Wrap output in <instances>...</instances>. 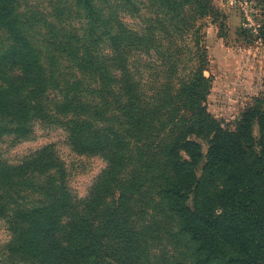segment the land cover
<instances>
[{
	"label": "trees",
	"instance_id": "1",
	"mask_svg": "<svg viewBox=\"0 0 264 264\" xmlns=\"http://www.w3.org/2000/svg\"><path fill=\"white\" fill-rule=\"evenodd\" d=\"M92 1L76 0L90 30L100 17ZM7 10L0 4L9 42L0 51V139L61 120L74 152L106 162L78 198L43 151L19 165L0 159V213H10L14 240L8 264H264V99L224 128L203 106L210 82L202 68L148 95L125 69H106L90 42L63 34L48 43L75 64L67 82L65 71L47 72ZM59 79L54 104L47 93Z\"/></svg>",
	"mask_w": 264,
	"mask_h": 264
},
{
	"label": "rangeland",
	"instance_id": "2",
	"mask_svg": "<svg viewBox=\"0 0 264 264\" xmlns=\"http://www.w3.org/2000/svg\"><path fill=\"white\" fill-rule=\"evenodd\" d=\"M238 1L230 8L225 0H93L100 17L92 30L76 0H0V4L8 8L5 19L23 25L25 37L39 52L47 72L56 76L65 71L67 82L77 75L75 64L66 54L53 52L48 43L65 41L63 34L90 42L95 53L104 58L106 69L115 73L125 69L148 95L163 83L177 89L190 72L202 68L210 82L203 106L224 128L234 130L245 107L264 99V0ZM56 31L57 37L51 36ZM8 44L0 31V51ZM114 53L121 55L118 63L111 61ZM54 55L57 62L50 65ZM64 82L59 79L58 86L49 90V102L62 99ZM62 122L35 121L25 137L5 134L0 139V159L19 165L43 151L44 161L59 163L66 185L78 198H84L106 162L97 154L74 152ZM45 175L56 178L53 170ZM22 197L36 196L23 193ZM13 243L6 211L0 213V264L13 259ZM163 260L160 263L179 261ZM180 264H188V259Z\"/></svg>",
	"mask_w": 264,
	"mask_h": 264
},
{
	"label": "built area",
	"instance_id": "3",
	"mask_svg": "<svg viewBox=\"0 0 264 264\" xmlns=\"http://www.w3.org/2000/svg\"><path fill=\"white\" fill-rule=\"evenodd\" d=\"M225 2L230 8H234L236 7L239 1L238 0H225Z\"/></svg>",
	"mask_w": 264,
	"mask_h": 264
}]
</instances>
